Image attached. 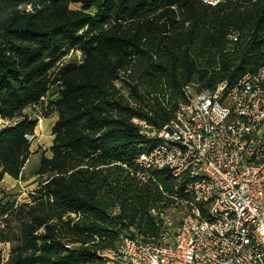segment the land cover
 I'll return each instance as SVG.
<instances>
[{
  "label": "trees",
  "instance_id": "obj_1",
  "mask_svg": "<svg viewBox=\"0 0 264 264\" xmlns=\"http://www.w3.org/2000/svg\"><path fill=\"white\" fill-rule=\"evenodd\" d=\"M237 32L238 40L229 39ZM80 50V63H63ZM264 61V0H0V182L19 180L40 107L52 126L45 177L32 201L0 192V220L20 222L18 244L0 227V264H106L121 235L157 242L168 170L137 176L135 160L184 100V87L235 84ZM120 84L126 93H123Z\"/></svg>",
  "mask_w": 264,
  "mask_h": 264
},
{
  "label": "built area",
  "instance_id": "obj_2",
  "mask_svg": "<svg viewBox=\"0 0 264 264\" xmlns=\"http://www.w3.org/2000/svg\"><path fill=\"white\" fill-rule=\"evenodd\" d=\"M70 53L81 62L80 50ZM183 92L174 118L147 133L159 143L135 160L143 180L162 169L175 179L165 196L182 212L181 223L163 227L154 243L121 235L99 255L106 264H264V61L233 85Z\"/></svg>",
  "mask_w": 264,
  "mask_h": 264
},
{
  "label": "rangeland",
  "instance_id": "obj_3",
  "mask_svg": "<svg viewBox=\"0 0 264 264\" xmlns=\"http://www.w3.org/2000/svg\"><path fill=\"white\" fill-rule=\"evenodd\" d=\"M205 1L212 5H215L219 2V0ZM75 60L77 61L76 57L74 59L73 56L68 57L67 55L62 62H65V64H70L74 63ZM118 86L119 88H121L123 93H126V89H124L120 84H118ZM198 86L199 85L196 82L194 83V85L192 84V87L194 89ZM30 112L33 113L32 116H34V118H36L37 112L40 115L39 121H37L34 138L32 139V154L27 164L25 165L19 180L5 177L4 180L0 182V192L4 193L5 195H9L10 199L15 200L17 206L31 202L33 200L32 194L37 189L39 183L45 179V177H40L37 175V169L40 165L42 155L50 156L49 149L52 141V125L58 118V115L56 113L48 118H45L44 116H42V110L39 107L32 108ZM2 120L3 119L0 118V129L6 126V124L1 122ZM152 131L153 129H147V133ZM147 177L148 176H145V178ZM155 216L157 218L160 217L163 220L162 227H165L170 231L177 229L182 221V212L177 207H173V203L171 205V202L169 201L162 202L159 211L157 210V214ZM19 222L20 221L14 215H9V217L2 218L0 220V227L5 229L7 235L11 240L1 245L4 261H7L9 259L11 251L18 244L17 237L19 235ZM138 238L144 241V238L142 236H138Z\"/></svg>",
  "mask_w": 264,
  "mask_h": 264
},
{
  "label": "crops",
  "instance_id": "obj_4",
  "mask_svg": "<svg viewBox=\"0 0 264 264\" xmlns=\"http://www.w3.org/2000/svg\"><path fill=\"white\" fill-rule=\"evenodd\" d=\"M141 122H143V121H141ZM53 125H54V124H53ZM53 125H52V126H53ZM146 131H147V129H146ZM6 177H9V176H6ZM10 178H11V177H10Z\"/></svg>",
  "mask_w": 264,
  "mask_h": 264
},
{
  "label": "bare ground",
  "instance_id": "obj_5",
  "mask_svg": "<svg viewBox=\"0 0 264 264\" xmlns=\"http://www.w3.org/2000/svg\"><path fill=\"white\" fill-rule=\"evenodd\" d=\"M49 120H50V119H49ZM49 120H48V121H49ZM52 121H54V120H52ZM51 125H52V124H51ZM45 126H46V125H45ZM48 138H49V137H48Z\"/></svg>",
  "mask_w": 264,
  "mask_h": 264
}]
</instances>
